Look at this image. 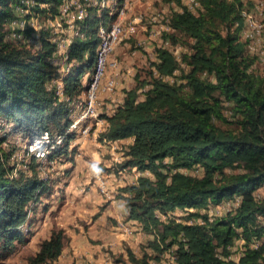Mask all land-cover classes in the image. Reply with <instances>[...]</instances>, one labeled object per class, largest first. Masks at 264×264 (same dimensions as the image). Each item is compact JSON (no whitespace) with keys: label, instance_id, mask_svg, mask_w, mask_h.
I'll list each match as a JSON object with an SVG mask.
<instances>
[{"label":"trees","instance_id":"obj_1","mask_svg":"<svg viewBox=\"0 0 264 264\" xmlns=\"http://www.w3.org/2000/svg\"><path fill=\"white\" fill-rule=\"evenodd\" d=\"M18 1L0 0V115L13 119L26 133L66 128L71 123L70 112L61 101L82 99L84 78L96 60L98 38L94 34L91 40H76L70 48V59L76 64L68 74L60 75L51 61L56 49L53 42L44 39L43 46L36 48L7 37V23L17 16ZM168 1L185 6L183 0ZM200 1L197 12L186 7L174 12L169 23L172 32L165 35L175 46L181 41L179 33L192 40L191 49L183 54L188 72L177 77L180 64L175 52L157 47L153 67L158 74L152 73L151 81H139L127 90L113 114H102L110 125L99 140L133 137L120 164L151 173L121 190L127 217L139 220L152 235L148 244L156 259L176 247L177 264H264V242L257 248L248 246L238 262L220 256L228 255L227 246L238 236V229L247 241L264 236V195H256L264 186V73L253 69L258 58L242 39L250 12L242 0ZM35 10L44 21L47 10L54 13L56 8L38 5ZM23 33L31 36L33 32ZM58 76L64 78L66 98L49 87ZM225 102L234 120L227 119ZM220 122H234L237 128H222ZM62 151L68 159L72 157L68 148L58 153ZM166 159L171 162L165 163ZM196 168L202 173L196 174ZM49 187L35 166L31 173L10 178L0 154L1 260L24 241L25 224ZM237 195L241 202L236 211L209 225H189L174 218L162 221L157 216V210L198 209ZM66 240L63 228L53 229L29 263H54ZM127 254L129 260L124 264H152L131 248Z\"/></svg>","mask_w":264,"mask_h":264},{"label":"crops","instance_id":"obj_2","mask_svg":"<svg viewBox=\"0 0 264 264\" xmlns=\"http://www.w3.org/2000/svg\"><path fill=\"white\" fill-rule=\"evenodd\" d=\"M138 13L140 11H138L137 5L135 10H132L131 17L126 23V26H133L131 30H127V34L119 43L117 52L115 50L113 54L112 60L117 58L120 61L119 67L117 69H108L105 75V79H110L112 75H115L116 90L114 93H111L112 95L101 91L100 98H103L102 101L108 100L104 103L107 106L104 113L102 110L104 105L101 107L103 115H108L110 109L115 105L114 102L123 101L126 91L135 86V79L132 78L134 83L131 82V74H135L136 68L131 63L130 58L132 57L127 55L125 49L128 43L127 40L136 35L139 26L143 23V21L142 23H135L134 18ZM154 25L160 26L156 23ZM150 31L149 37L151 39L153 27H151ZM139 38L141 39L142 37L139 36ZM148 43L147 50L149 54L145 55L146 59L155 60L157 58V49L155 48L159 47V45L152 41H148ZM127 84L128 86H126ZM143 97V94L140 95V98ZM98 135V132L94 133L84 141L79 147L75 159L67 162L64 171L58 172L59 174H53L51 178L52 186L62 187L65 190L64 196L66 198L63 201L60 200V203H63V209L60 210L61 213L59 214V217H64V223L63 221L61 222L62 226L68 227L69 223L74 222L75 225L82 224L83 226L81 229L75 228L74 231H70L69 245L64 247L61 255L54 261V264H116V262L111 263L112 255L108 252L109 248L107 250L109 244H112L110 247L112 250L115 249L113 253L117 250L126 255L128 248H131L140 256L143 255L144 249L148 250V252L152 250L151 247L142 249L141 246V243L148 244L147 241L152 238L151 234L146 233L144 230L134 232L136 224L133 225L135 227L132 233H125L122 229V218L125 221H129L127 217L128 208L124 199L121 195L117 196V193L120 192L118 190L120 186H126L134 179V171L130 170L127 175H121V173L113 172V169L104 173L99 169L101 164H108L113 159L118 158L120 150H116V147L119 144H127L128 146L133 142L134 138L127 137L117 139L112 143L104 142L105 144H103L99 140L94 142L95 139H98ZM96 143L100 146L98 149L94 147ZM107 153L112 154L111 158L105 157ZM98 173L106 179L105 191H102L100 188L99 181L97 180ZM53 178H57L58 180L54 181ZM60 193L61 190L59 188L56 189L55 194L60 195ZM106 195L109 196L108 200L105 199ZM55 199L58 201L57 197ZM114 218H116L117 223ZM78 221L81 223L79 224ZM45 227L49 226L46 224ZM47 233L45 238L50 237L52 230H49ZM95 240H98V242H94ZM124 243L128 245L124 246Z\"/></svg>","mask_w":264,"mask_h":264},{"label":"built area","instance_id":"obj_3","mask_svg":"<svg viewBox=\"0 0 264 264\" xmlns=\"http://www.w3.org/2000/svg\"><path fill=\"white\" fill-rule=\"evenodd\" d=\"M75 5H78L77 0H75ZM189 6H192V4L185 5L184 7L188 9ZM184 7H180L179 10H183ZM124 9H126V1L123 3L122 8L118 9L113 33H115L116 22L121 18V14ZM63 10L68 9H65L63 7L61 0V11L58 14L60 18L63 17ZM71 23L72 26L78 27L77 20H71ZM135 23H142V16H137V18L135 19ZM132 26L133 25L125 27V30H131ZM52 27L53 25L47 24L46 22V28L47 31H49L50 35ZM142 27H144L143 24ZM113 33L109 37L108 44L116 43L117 52L119 41H113ZM151 39H159V44L157 43V45H162L160 26L153 25V35L151 36ZM64 43L65 38H62V46L59 48L61 49V56ZM107 46L108 45H105V51L102 56V68L107 65L104 64V57L106 55ZM175 56L179 57V60H182L183 58L182 54ZM65 60L66 57L62 56V63L53 64L57 69V72H61ZM113 61L117 62V58L113 59ZM155 73L158 74L157 71H155ZM110 81L115 82V75H112ZM58 84H60V82H58ZM102 99L103 98H91V101L78 102L61 101L69 107V116L71 120L69 126H67L66 128L56 129L44 128L35 133H26L21 131L16 127V123L13 119L4 114L0 115V154L7 167V175L10 178H13L17 177L21 172L31 173L32 167L35 166V168L39 171L41 178L47 182H50L53 174H59L58 172L64 171V169L66 168L65 164L71 159L67 158V154L64 151L58 153L60 148H68L69 156H72V152L74 150L73 148L77 146L76 148L79 149L82 142L86 141L91 136L92 132H99L100 135L102 132L108 129L110 122L105 116L101 115L103 114L101 111V107L105 103V101H102ZM120 102H114L115 105L114 107H112V109H110V113H108V115H111L115 112ZM105 123L107 124L105 125ZM103 142L112 143L113 141L104 138ZM76 153L74 154V159ZM121 159L116 160L117 162H120ZM164 162L169 163L171 162V160L166 159ZM114 166L115 170L113 169V172L117 171L118 173H121V175H127L129 168L134 171V179H132L129 184H137L140 176L151 174L149 171L139 170L136 166L119 167L117 163H115ZM173 171H176V169ZM199 171L200 169H198V172ZM97 180L99 181L101 190L105 191V177H102V175L98 173ZM240 202L241 196L237 195L235 197L226 198L222 202L216 204L209 203L206 207L198 209L195 207H181L174 210H169L168 212L157 210V216L162 221H169L170 219L174 218L176 219V221H183L189 225H209L211 222H214L218 218H222V216H225L230 212L234 213ZM195 211H197L198 213L191 214ZM121 224L123 225V228L127 233L131 231L130 224L132 226L136 224V227L142 226L141 222L134 219H129L127 224ZM238 231L239 234L235 238L234 242L227 246V249L229 251L228 255L223 256L220 254L222 258L226 260L232 259L235 262H238L240 258L245 254L248 246L257 248L262 242H264V236L261 238L253 237L250 241H247L246 238L241 234V229H238ZM182 239L185 241L184 237H182ZM159 256L160 259L155 258L158 263H178L176 247H172L168 251L160 253ZM151 263L153 264L156 262L151 261ZM43 264H48V262H44Z\"/></svg>","mask_w":264,"mask_h":264},{"label":"bare ground","instance_id":"obj_4","mask_svg":"<svg viewBox=\"0 0 264 264\" xmlns=\"http://www.w3.org/2000/svg\"><path fill=\"white\" fill-rule=\"evenodd\" d=\"M45 1L19 0L15 5L17 9V16L13 19H10L7 23V28L9 30L7 32V37L13 36L18 39H22L28 45H32L36 48H41L43 46L44 39L53 42L56 46V49L51 61L53 64L62 63V56L66 57V60L63 63V68L61 69V72H59L60 75L64 76L68 74L72 67L76 64L74 61L75 59H70L71 45L78 39L91 40L92 36L96 34L98 38L95 56L96 60L84 78L86 89L80 101H91V98H100L101 91L108 92L110 95H112L111 93H114L116 90V82H111V78L105 79V75L108 69H117L120 65V61L118 59L117 62L112 60L113 54L116 50V43L108 44L109 37L114 32V23L117 18L118 9L122 8L123 3L126 1V9L123 10L121 18L116 22L115 33H113V41H119L120 43L122 38L127 34L125 27H127L126 23L131 17L132 10H135L136 6L145 0H77L78 5H75V0H62L63 7L68 9L63 10L62 18H60L58 15L61 11V0H52L50 4L45 3ZM182 2L184 5L192 4V6H189L188 9L193 12H197L201 8L200 0H183ZM38 5H41L43 8L55 7L56 10L53 11L54 13L47 10L49 15L44 21H42L40 17V11L37 12L35 10ZM137 16L143 17V13H138L134 20L137 18ZM159 16L165 19V21L167 19V21L170 22L171 17H168V15L165 14ZM159 18L154 16L153 19L160 20ZM71 20H77L78 27L72 26ZM46 22L47 24L53 25L51 35L49 31H47ZM164 28L167 27H164V25L161 24L160 29L163 30ZM27 29H32L33 33L31 36L24 35L23 32ZM258 31L260 32L259 29ZM28 32L30 33L31 31ZM244 35H246V40L249 42H247V46H250L251 48H257L256 46L259 43L263 46L261 50L258 49V52L261 55L259 56L258 54L257 57L264 58L263 35L260 34L259 36L257 35L258 37H254L246 32ZM62 38H65V43L62 47L61 56V49L59 48L62 46ZM161 38L163 46L159 45L160 47L168 48L174 51L176 55H181L179 52V46H175L173 44L170 39L171 37H164L161 33ZM105 45H108L106 49V55L104 57V64L107 65L102 68V56L105 51ZM177 58L179 59V57ZM165 78L169 79L170 81L174 80L173 77ZM50 82L51 83L49 87L53 88L60 98L67 97V89L62 76H58ZM58 82H60V84H58Z\"/></svg>","mask_w":264,"mask_h":264},{"label":"rangeland","instance_id":"obj_5","mask_svg":"<svg viewBox=\"0 0 264 264\" xmlns=\"http://www.w3.org/2000/svg\"><path fill=\"white\" fill-rule=\"evenodd\" d=\"M244 1V3H247L246 11L250 12L248 13V17L247 21H246V25L244 27V30L246 33H249L250 35L254 36V37H258L260 34L264 36V0H242ZM171 2H169L168 0H145L142 1L141 3L138 4V11H140V13H143V17H142V21L144 24L142 27L139 26L138 32L136 33V35L134 37H132L131 39L127 40V47L125 49V52L127 53V55L131 60V63H133V65L135 66L136 70H135V74H131V80L132 78L135 79V84H137V82L139 81H143L145 80L146 82L151 81V74L155 73L154 71V59H146L147 54H149L148 49V41H152L153 43H158L159 44V39L157 40H153L150 39L149 35L151 34V27H153V25L156 23L157 25H161L163 24L164 28L163 30H161V33L164 37H166V33H170L172 32V28L169 27V23L166 19H163L161 16L159 15H168V17H171L173 15L174 12L178 11L180 6L177 5L176 3L172 4ZM165 13V14H164ZM157 14V15H156ZM154 16H157L160 20H154ZM153 19V21H152ZM152 21V22H151ZM258 29L260 30V32L258 31ZM244 30H242V39L246 40V35H244ZM165 32V33H164ZM178 37L181 38V41H178V43L180 44H176L179 46V52L182 54H184V52H186L187 50L191 49V45H192V40L190 38H188L187 36H184L183 34L179 33L177 34ZM258 35V36H257ZM142 37L141 39L139 38ZM249 43V42H248ZM185 47V48H184ZM249 47V48H248ZM257 48H251L250 46H247L248 51L250 52V54H254V55H261L258 52V49H262L263 46L259 43L256 46ZM157 49V47L155 48ZM250 49V50H249ZM182 54V56H183ZM155 57V56H154ZM157 57V56H156ZM258 58V57H257ZM261 59V60H260ZM126 61V59H125ZM145 61V62H144ZM257 64L254 65L253 69H255V71L259 72V73H264V58H258L256 61ZM179 69L176 72L177 77L181 78V75L184 72H188L187 70L190 68L186 62L184 61V57L182 58V60H179ZM207 76V75H204ZM209 78H214L213 76L209 75ZM174 79V77H173ZM132 83H134V81H131ZM128 86V84L126 85ZM84 95V92L83 94ZM109 95V94H108ZM110 96V95H109ZM108 101V100H105ZM106 104H104L102 110L103 113L106 111ZM110 108V107H109ZM112 109V108H111ZM101 110V111H102ZM224 113L227 117V119L229 120H234L233 116H232V111L228 105V102H225V109H224ZM102 115V114H101ZM219 125L222 128H230V129H235L237 128V125L234 122H220ZM99 133V132H98ZM94 133L92 132L91 136ZM99 139V135L97 136ZM95 139L94 142H96ZM94 140V139H93ZM89 142V141H88ZM84 142H82L83 144ZM103 144H105L102 141ZM112 146V145H111ZM110 146V147H111ZM129 146V145H128ZM127 144H119L118 147H116V150H121L120 154L118 156L117 159H121V161H123V159L125 158V153L127 151ZM77 146H75L72 152V157H69V159L74 160V154L76 152H78V149L76 148ZM95 148H99V144L96 143ZM112 154L111 153H107V155H105L106 158H111ZM124 157V158H123ZM126 159V158H125ZM117 163V165L119 167L121 166V162H117V160L113 159L111 162H109L108 164H101L100 166V171L102 173L104 172H109L110 170L114 169L115 170V166L114 164ZM131 168L128 169V171H130ZM194 172H196V174L202 173L198 172V169L196 168L194 170ZM116 173H118L116 171ZM54 181L58 180L57 178H53ZM51 182V186L49 187V189L47 190V192H45L41 198H40V202L37 203V207L34 208L31 212V216L28 220V222L25 224L26 230L28 231L25 234V239L23 242H18V248L16 249V251L7 259L1 260L0 259V264H30L29 263V257L31 255H34L39 247H40V243L41 241L45 238V236L48 234L47 232H49V230H53V229H60L63 228L65 230V233L67 235V240H66V245H69L70 242V231H74L75 228H79L81 229L83 226L81 225H75L74 223H69L68 227H64L62 226V221L63 218L62 216L59 217V214L61 213V209H63V203H60V200L63 201L65 200L66 196H64L65 194V190L64 188H60L57 186H52V181ZM59 182V181H57ZM139 182V181H138ZM123 186L119 187V193H117V196L121 197L123 196V192L121 190ZM60 189L61 193L60 195H56V189ZM256 195L258 197H261L264 195V186L259 188L256 191ZM55 197H57L58 201H56ZM105 199L108 200L109 196H105ZM53 201V202H52ZM122 203V202H121ZM67 210V209H66ZM129 219V218H128ZM115 222L116 218H114ZM123 223L127 224L128 221H125L124 218H122ZM139 221V220H138ZM79 224L81 223L80 221H78ZM64 223V221H63ZM48 225L49 227H45V225ZM141 227H136L134 232H137L138 230H144L143 224H141ZM44 228V229H42ZM130 228L131 231L129 233L133 232L134 227L130 224ZM123 231L125 233H127L125 231L124 228H122ZM145 231V230H144ZM94 242H98V240H95ZM148 242V241H147ZM146 242V243H147ZM127 243H124V246ZM128 245V244H127ZM112 246V244H109V246L107 247L108 252H110V254L112 255L111 258V263L116 262V264H124V263H128L127 261L129 260L128 258V254H124L123 252H119L116 250L115 253H113V251L115 249H111L110 247ZM142 249H144L145 247H150L149 244H145V243H141ZM125 249H127V247H125ZM113 253V254H112ZM109 254V255H110ZM144 257H147L150 259V261L152 262H156L153 264H164V263H158L154 257V252L153 249L148 252V250L144 249L143 251V255ZM54 264V263H52Z\"/></svg>","mask_w":264,"mask_h":264},{"label":"clouds","instance_id":"obj_6","mask_svg":"<svg viewBox=\"0 0 264 264\" xmlns=\"http://www.w3.org/2000/svg\"><path fill=\"white\" fill-rule=\"evenodd\" d=\"M99 140V139H98ZM100 141V140H99ZM102 142V141H101Z\"/></svg>","mask_w":264,"mask_h":264}]
</instances>
